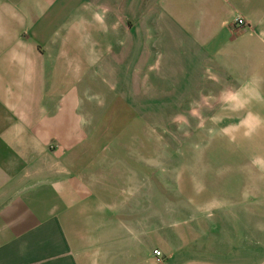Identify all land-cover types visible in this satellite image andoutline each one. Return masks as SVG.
I'll return each instance as SVG.
<instances>
[{"label": "crops", "instance_id": "obj_1", "mask_svg": "<svg viewBox=\"0 0 264 264\" xmlns=\"http://www.w3.org/2000/svg\"><path fill=\"white\" fill-rule=\"evenodd\" d=\"M128 79L130 96L203 101L252 147L221 157L236 187L205 181L222 210L203 237L118 220L94 184L128 153ZM260 184L264 0H0V264H264Z\"/></svg>", "mask_w": 264, "mask_h": 264}, {"label": "rangeland", "instance_id": "obj_2", "mask_svg": "<svg viewBox=\"0 0 264 264\" xmlns=\"http://www.w3.org/2000/svg\"><path fill=\"white\" fill-rule=\"evenodd\" d=\"M140 1L128 0V6L139 7ZM139 83L128 79V153L121 152L117 169L107 167L94 184L102 188L118 220L154 216L163 219L166 229L184 227L182 235L187 237L191 226L203 237L211 226L209 217L221 216L222 210L204 206L205 181L218 195L236 187L232 174L222 175L221 157L251 152L252 147L243 145L236 128L212 126L203 101L196 106L201 110L188 111L187 95L179 97L180 104L171 96H142L138 90L130 96V88ZM119 94L121 90L114 92ZM243 188L248 191L252 185Z\"/></svg>", "mask_w": 264, "mask_h": 264}, {"label": "built area", "instance_id": "obj_3", "mask_svg": "<svg viewBox=\"0 0 264 264\" xmlns=\"http://www.w3.org/2000/svg\"><path fill=\"white\" fill-rule=\"evenodd\" d=\"M238 26H243L244 25V21L243 20H239L237 22ZM154 255L156 256V258L158 259L159 262H163V253L161 251H154Z\"/></svg>", "mask_w": 264, "mask_h": 264}]
</instances>
